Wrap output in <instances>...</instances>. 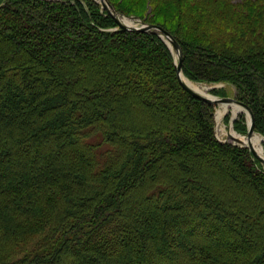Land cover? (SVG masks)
I'll list each match as a JSON object with an SVG mask.
<instances>
[{"label": "trees", "instance_id": "obj_1", "mask_svg": "<svg viewBox=\"0 0 264 264\" xmlns=\"http://www.w3.org/2000/svg\"><path fill=\"white\" fill-rule=\"evenodd\" d=\"M106 1L170 32L185 76L232 83L264 135V0H145L166 25ZM174 60L97 0H0V258L264 264L263 164Z\"/></svg>", "mask_w": 264, "mask_h": 264}, {"label": "rangeland", "instance_id": "obj_2", "mask_svg": "<svg viewBox=\"0 0 264 264\" xmlns=\"http://www.w3.org/2000/svg\"><path fill=\"white\" fill-rule=\"evenodd\" d=\"M119 2V4L124 7V9L132 12V13H137L140 15H147L150 18H148L150 21H154L160 24H164L163 19L167 15V13L164 10H159L157 8H152L151 5L147 4L145 0H116ZM118 17L122 20H127L128 21H133L134 24H140L139 19H131L130 16H125V15H118ZM102 20V19H101ZM103 24V23H102ZM175 31V29L173 28ZM185 76V75H184ZM189 81L198 84L199 87L202 88V90L205 92V94L213 96V97H219L216 94L213 93V90H218V89H223L225 92V96L227 97H234L235 98V93H236V88L232 83H227V82H204L200 80H195L191 79L187 76H185ZM239 109V108H238ZM234 109L228 107H223L221 104H216L215 111H214V129H215V134L216 138L221 140V141H228L232 144L242 146L240 144L235 143L232 139H230V134H233L238 138H243L245 135L243 134V129H244V118H246V121H248V115L245 111H241L240 109ZM238 110V111H237ZM217 111V112H216ZM236 111V112H235ZM218 113V114H216ZM221 113V114H220ZM255 134L260 138L258 145L262 151V155H264V135L254 131ZM96 140V138H94ZM246 140V139H245ZM262 142V144H261ZM108 148V150H107ZM109 146L108 145H103L100 147V152L104 153L105 150L109 152ZM98 154H100L98 152ZM104 155L99 158H103ZM264 164H254L255 169L257 170V173L261 176H264ZM22 255V252H18V254L15 255H8V256H2L0 258V261L2 264H9L12 262L14 259Z\"/></svg>", "mask_w": 264, "mask_h": 264}, {"label": "water", "instance_id": "obj_3", "mask_svg": "<svg viewBox=\"0 0 264 264\" xmlns=\"http://www.w3.org/2000/svg\"><path fill=\"white\" fill-rule=\"evenodd\" d=\"M97 1L102 5V8L104 10H106L108 13H110L113 16L115 22L117 23L118 28L122 30H129V31L138 30V31H148L152 33H157L165 40V42L168 44L169 48L171 49L172 53L175 56L174 67H175L177 79L181 87L186 92L196 97L197 99L204 101L206 103H209V104H225V105L235 104L238 106V108L241 111H245L248 115V122H247L248 128H247V132L245 135L246 141L238 137L232 136V135H229L230 139H232L237 144H240L242 146H247L249 150L252 152V154L254 155V157L257 158L262 164H264V155L258 154L256 152V149L253 147V145L250 142L251 136L255 133L254 132V118H253L251 109L246 104L236 100L234 97H227V96L213 97L205 93L198 92L192 89L191 87H189L182 78V74H183L182 73V53H181L180 45L174 39V37L170 34V32H168L167 30L163 29L162 27L158 25L144 24V23L127 24L126 22H124V20L120 19L118 15L112 12L111 7L109 6L106 0H97ZM130 18L135 19L134 17H130Z\"/></svg>", "mask_w": 264, "mask_h": 264}, {"label": "bare ground", "instance_id": "obj_4", "mask_svg": "<svg viewBox=\"0 0 264 264\" xmlns=\"http://www.w3.org/2000/svg\"><path fill=\"white\" fill-rule=\"evenodd\" d=\"M129 19V18H128ZM128 19L127 20H124V22H126L127 24H130V23H133V21H128ZM182 78H183V80L186 82V84L189 86V87H191L192 89H194V90H196V91H198V92H201V93H205L203 90H202V88L201 87H199L198 86V84H195V83H193V82H191V80L189 81L185 76H184V74H182ZM207 93V92H206ZM223 107H228V106H230V108L232 107V108H234V109H238V106L237 105H235V104H233V105H225V104H221ZM239 110V109H238ZM237 110V111H238ZM217 112V111H216ZM236 112V111H235ZM216 114H218V113H216ZM221 114V113H220ZM235 133V132H234ZM234 133L233 134H230V135H232V136H235L234 135ZM236 137V136H235ZM241 139H243V140H245L246 139V136H244L243 138H241ZM259 137L254 133L252 136H251V138H250V142H251V144L253 145V147L256 149V152L258 153V154H262V151H261V149H260V147H259V145H258V142H259ZM246 141V140H245ZM261 144H262V142H261Z\"/></svg>", "mask_w": 264, "mask_h": 264}]
</instances>
